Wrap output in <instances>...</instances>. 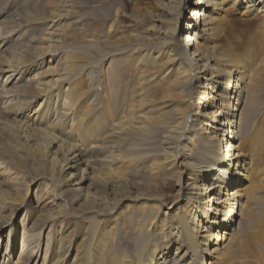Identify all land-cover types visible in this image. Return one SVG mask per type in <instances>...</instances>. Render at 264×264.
Wrapping results in <instances>:
<instances>
[{
	"label": "rangeland",
	"instance_id": "1",
	"mask_svg": "<svg viewBox=\"0 0 264 264\" xmlns=\"http://www.w3.org/2000/svg\"><path fill=\"white\" fill-rule=\"evenodd\" d=\"M195 1L188 3L181 22L189 16ZM20 3L23 2L0 0V45H4L0 50L7 48L4 56L0 54V66L7 71L0 74V131L7 121L22 122L26 117L31 126L27 134L32 139L12 135L19 133L17 130L0 135V187L12 196L27 193L33 205L38 204L43 213L52 216L24 228L29 217L26 201L22 204L18 196L6 199L0 194V216L8 220L0 223V264H54L57 260L62 264H82L88 255L90 260L103 257L106 248L101 240L109 245L117 239L126 241L133 225L142 220L155 200L150 199L154 197L150 188L152 191L144 195L150 197L126 198L112 211L104 212L106 219L97 218V211L78 210V203L58 197L52 180L36 175L47 146V141L37 140L39 129L64 144L87 149L96 162L93 173L97 177L108 164L111 169L124 172V180L113 177L112 183L107 178L109 185L94 183L90 191L134 195L145 192L147 185H156L157 189L161 185L163 206L155 220L161 230L167 231L185 209L186 194L180 187L185 184L187 173L181 167L182 160L176 164L175 178L163 184L162 179L154 180L139 172L138 162L127 152L117 157L121 153L117 147L119 138L111 131V125L123 118L131 104L137 106L139 97L152 98L159 93L163 80L149 78L164 69L153 63L144 68L136 65V42L139 36L151 33L148 29L154 19L150 13L160 17L165 8L157 0H52V5L41 4L17 12ZM115 10L118 16L112 19ZM220 15L223 29L213 45L218 49H237L244 56L246 72L259 76L262 106L251 132L254 140L251 137L252 141L245 143L253 158L254 173L239 185L240 192L256 210L249 220L236 222V227L242 225L238 256L208 257L204 264H264V13H241L231 4ZM44 26L47 28L42 30ZM89 38L96 43L93 50L86 48ZM25 64L29 79L22 83L16 80L18 76L12 68ZM28 84L34 91L23 86ZM199 101L197 97L193 99L194 112L201 108ZM87 108L88 112L91 110L89 114L85 113ZM151 109L150 105L143 107L145 112ZM110 131V137L102 141L104 133ZM108 154L116 155L102 163L100 159ZM256 198L260 203H255ZM98 219L99 223L91 225Z\"/></svg>",
	"mask_w": 264,
	"mask_h": 264
},
{
	"label": "bare ground",
	"instance_id": "2",
	"mask_svg": "<svg viewBox=\"0 0 264 264\" xmlns=\"http://www.w3.org/2000/svg\"><path fill=\"white\" fill-rule=\"evenodd\" d=\"M21 1L17 12L41 4L52 5V0ZM157 2L165 10L160 17L150 13V18L154 19L148 29L151 33L138 37L135 63L141 68L153 63L164 69L158 76L149 78L151 81L157 77L163 80L159 93L152 98L140 100L143 96L139 97L137 106L131 104L123 118L111 125V131L119 138L117 147L121 153L117 157L127 152L138 162L139 172L154 180L162 179L163 184L175 178L176 164L182 160L181 167L187 173L186 182L180 187L186 194L185 209L178 213L171 228L161 230L155 220L158 209L163 206L161 185L158 189L156 185H147L145 192L134 195L90 191L91 184L109 185L107 178L113 183V177L123 179L124 172L111 169L108 164L97 177L93 173L96 162L87 149L78 144H64L39 129L37 140L47 141V146L36 175L52 180L58 197L78 203V210L97 211L100 213L97 218H103L104 212L112 211L126 198L150 197L144 195L153 188L152 207L133 225L127 240L117 239L109 245L102 239L100 243L106 248L103 257L90 260L88 255L82 264H204L208 257L234 258L241 250L239 232L242 225L236 227V222L249 220L256 210L250 199L240 192L239 185L254 173L253 158L246 151L245 143L251 137L253 139L251 132L262 106L259 76L253 71L246 72L244 56L237 49H218L213 41L223 29L220 11L227 5L235 4L241 13H264V0H196L193 2L195 7L190 9L183 22L182 13L192 0ZM117 16L115 10L111 18ZM46 28L44 26L42 30ZM95 47L96 43L89 38L86 48L93 50ZM6 49H1L0 54L4 56ZM8 60L11 61V57ZM28 64L12 68L15 77L18 76L16 80L28 81L25 72ZM5 72L6 68L0 66V74ZM23 86L34 91L29 84ZM195 97L200 99L201 108L194 112L192 102ZM149 105L152 109L143 111V107ZM88 110L86 114L91 111ZM30 129L25 117L22 122L7 121L2 125L0 135L17 130L19 133L12 135H26L32 139L27 134ZM111 131L104 133L102 141L110 137ZM115 155L108 154L100 161L104 163ZM4 191L0 187V194L6 199L18 196V202L26 201L24 205L29 217L24 228L51 219V214L43 213L38 204L33 205L27 199V193L12 196ZM255 200L260 203L259 198ZM1 222L8 223V220L0 216ZM99 222L98 219L91 225ZM54 264L62 263L57 260Z\"/></svg>",
	"mask_w": 264,
	"mask_h": 264
}]
</instances>
